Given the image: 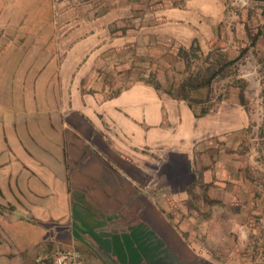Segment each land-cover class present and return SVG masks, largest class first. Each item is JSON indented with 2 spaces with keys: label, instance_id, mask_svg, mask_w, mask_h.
Instances as JSON below:
<instances>
[{
  "label": "crops",
  "instance_id": "0c3cea01",
  "mask_svg": "<svg viewBox=\"0 0 264 264\" xmlns=\"http://www.w3.org/2000/svg\"><path fill=\"white\" fill-rule=\"evenodd\" d=\"M139 2L0 0V264L58 249L86 264L247 257L241 205L256 185L235 153L243 106L204 90L189 104L118 72L155 39L214 40L223 0Z\"/></svg>",
  "mask_w": 264,
  "mask_h": 264
},
{
  "label": "rangeland",
  "instance_id": "374dc122",
  "mask_svg": "<svg viewBox=\"0 0 264 264\" xmlns=\"http://www.w3.org/2000/svg\"><path fill=\"white\" fill-rule=\"evenodd\" d=\"M139 1L146 7H154L177 5L185 0ZM223 4L224 20L214 40L181 52L167 39H155L157 43L153 41L148 52H136L118 72L122 83L160 82L166 89L167 81L187 82L188 66L194 77L210 69L214 79L207 98L211 103L243 106L248 114L247 133L235 153L238 159L247 160L246 173L256 185V191L241 205L245 208L242 219L251 226L246 233L247 245L242 246L247 257H233L236 259L233 264H264V0H223ZM105 74L106 78L110 77ZM198 79V82L203 81L202 76ZM202 195L205 203L219 204V200L211 201L201 192ZM239 202L234 200L233 205L240 206ZM185 206L195 221L203 215L196 207ZM237 249L239 251L240 247Z\"/></svg>",
  "mask_w": 264,
  "mask_h": 264
},
{
  "label": "trees",
  "instance_id": "16d2710c",
  "mask_svg": "<svg viewBox=\"0 0 264 264\" xmlns=\"http://www.w3.org/2000/svg\"><path fill=\"white\" fill-rule=\"evenodd\" d=\"M192 49V48H191ZM181 52L186 51V50H182L180 49ZM188 73H190L187 82H170L167 81V88L165 89V92H167L169 95H172L178 99H182L185 101H188L189 104H191L193 101L192 100V94L193 93H197L199 91H206L207 92V96L209 93V87L211 86L212 82H213V75H210L211 71L210 69H206L205 71H203L202 73L196 74V76L194 77V73L191 72L190 67L188 66L187 69ZM210 75V76H209ZM199 76L203 77V81L198 82V78ZM151 85H153L156 89H160L161 86L158 83H150L147 82ZM206 99H208L206 97ZM192 107V105H190ZM208 112V108H203L201 110L200 115H203L205 113Z\"/></svg>",
  "mask_w": 264,
  "mask_h": 264
},
{
  "label": "built area",
  "instance_id": "2783aa9c",
  "mask_svg": "<svg viewBox=\"0 0 264 264\" xmlns=\"http://www.w3.org/2000/svg\"><path fill=\"white\" fill-rule=\"evenodd\" d=\"M169 205L183 207V204L169 202ZM180 211V210H179ZM33 264H86L81 253L75 249H58L51 253L37 255Z\"/></svg>",
  "mask_w": 264,
  "mask_h": 264
}]
</instances>
